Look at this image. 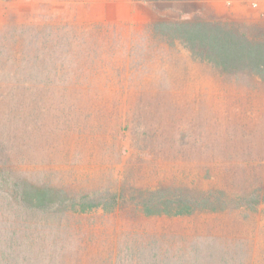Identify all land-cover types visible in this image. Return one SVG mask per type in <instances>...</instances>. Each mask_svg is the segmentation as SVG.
<instances>
[{
  "label": "rangeland",
  "instance_id": "obj_1",
  "mask_svg": "<svg viewBox=\"0 0 264 264\" xmlns=\"http://www.w3.org/2000/svg\"><path fill=\"white\" fill-rule=\"evenodd\" d=\"M191 19L264 32V0H0V171L76 192L143 175L136 158L127 159V151L138 152L132 145L140 122L117 126L125 108L139 103L153 114L146 118L150 128L170 108L196 121L206 133L203 150L215 153H192L188 164L177 159L179 169L159 177L190 184L202 175L199 164L213 158V182L231 197L264 189V81L225 78L184 44L156 38L155 22ZM47 88L53 100H46ZM78 94H89L93 110L103 109L111 123L101 116L92 129L85 116L80 126L64 119V106L73 107ZM106 128L122 135L115 148L125 153L112 149ZM2 178L4 189L12 181ZM13 205L0 191V264H264V206L247 223L225 226L227 217L44 215ZM211 235L245 240L223 260L217 255L223 240L210 246Z\"/></svg>",
  "mask_w": 264,
  "mask_h": 264
},
{
  "label": "trees",
  "instance_id": "obj_2",
  "mask_svg": "<svg viewBox=\"0 0 264 264\" xmlns=\"http://www.w3.org/2000/svg\"><path fill=\"white\" fill-rule=\"evenodd\" d=\"M140 1L168 3L174 0ZM153 29L156 38L169 44L175 42L184 44L202 62L213 67L225 78L241 74L264 81V32L239 31L232 24L204 19L160 20L154 23ZM45 92L46 100H53L50 88H47ZM72 99L74 103L76 101V104L69 109L68 106H64L67 109L64 119H70L72 122L75 120L80 126L85 116L88 121H85L84 125L92 129H94L92 122L101 116L109 121V116L103 109L93 110L89 94H78ZM66 102L65 98L63 103ZM125 112L126 108L123 112V116L126 117L124 123H119L117 126H121L120 131H122L124 124L132 125L133 122H140L141 129L136 131L132 145L137 147L138 152L130 154L123 147L115 148L116 144L120 143L121 134H113L106 128L104 136L108 133L110 139L114 141L112 149L124 153L127 151L129 160L136 158L137 166L143 175L138 171L133 172L130 176L117 181L113 187L103 185L97 191L76 192L64 184H34L25 179L9 178L5 176V172L2 171V174L0 171V177L3 175L2 179L6 180V184L8 180L12 181L6 188H0V191L6 199L15 204L13 205L15 208L32 211L35 214L84 215L102 210L106 214L114 215L132 210L135 215L144 220L194 219L200 216L227 217L225 222L228 223L225 226H230L232 223L238 225L239 221L247 223L251 216L264 206L263 188H254L231 197L224 185L213 182V175H215L213 158L199 164L198 168L202 175L190 184L179 186L169 183L168 179L159 177L165 171L172 173L178 170L177 159H180L181 164L182 160L188 164L189 155L192 156V153H196L197 157L206 155L214 157L215 153H211L208 147L203 150L206 133L204 134L202 125H199L197 129L196 121L188 120L183 113L178 117V112L173 108L165 110L159 121L152 124L153 128L145 125L147 116L153 114L146 113L141 104L131 105L130 110ZM210 130L219 133L217 130ZM91 137L94 139V132L88 137L89 141ZM193 138V148H189ZM140 143L142 145H138ZM218 148L216 146V150ZM73 152L74 149H70L67 154L70 155ZM152 173L157 176V181L150 184L156 180L151 179ZM148 178L151 182L147 180ZM205 181L208 187L203 184ZM208 239L211 241L210 246L212 242L223 240L222 246H217L219 248L217 255L223 260H231V248L238 252L236 250L240 246L238 244L243 243L245 237L233 235V237L219 239L211 235ZM179 260L182 264L186 263L184 260ZM148 263L154 264V260H149Z\"/></svg>",
  "mask_w": 264,
  "mask_h": 264
}]
</instances>
